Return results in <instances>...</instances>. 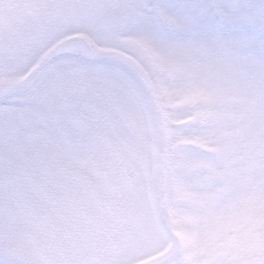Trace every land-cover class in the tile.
<instances>
[{"label":"snow or ice","instance_id":"1","mask_svg":"<svg viewBox=\"0 0 264 264\" xmlns=\"http://www.w3.org/2000/svg\"><path fill=\"white\" fill-rule=\"evenodd\" d=\"M0 264H264V0H0Z\"/></svg>","mask_w":264,"mask_h":264}]
</instances>
